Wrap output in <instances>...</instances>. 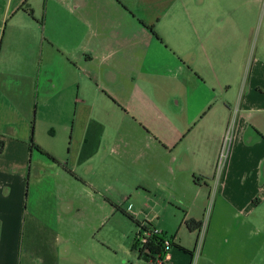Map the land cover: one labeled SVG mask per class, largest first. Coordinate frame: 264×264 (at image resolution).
<instances>
[{
  "label": "crops",
  "instance_id": "obj_1",
  "mask_svg": "<svg viewBox=\"0 0 264 264\" xmlns=\"http://www.w3.org/2000/svg\"><path fill=\"white\" fill-rule=\"evenodd\" d=\"M253 2L0 0V73L32 81L27 95L0 89V264H118L102 218L164 233L153 210L175 202L192 215L212 193V231L261 236L264 256V9ZM61 69L78 81L62 88ZM44 105L74 109L66 158L37 131Z\"/></svg>",
  "mask_w": 264,
  "mask_h": 264
},
{
  "label": "rangeland",
  "instance_id": "obj_2",
  "mask_svg": "<svg viewBox=\"0 0 264 264\" xmlns=\"http://www.w3.org/2000/svg\"><path fill=\"white\" fill-rule=\"evenodd\" d=\"M243 0H234L235 5H240V2ZM255 8L264 9V0H255L252 4ZM41 16H39V19ZM43 23V21L40 20ZM66 22V20H64ZM17 40L19 38L15 37ZM7 39H4V41ZM24 41V40H23ZM3 46V53L8 48L7 42L3 44V39L0 38V49ZM21 47L13 46L11 47V52H8L9 55L17 57V53ZM29 48H26L25 55L28 59L26 62L31 65V59L36 58L37 63L41 60L40 51L35 48H30L29 54H26V51ZM45 52L44 58L45 63H55L56 62V53L53 49H47ZM17 51V53H15ZM31 58V59H30ZM35 59V61H36ZM59 65L57 62L55 63ZM62 74L66 76V81L62 83V88H69L73 82L78 81L76 74L69 72L68 69H61ZM23 72H11L7 71L6 73H0V89L8 87L10 91L21 92L22 94L27 95V93L32 89V81L30 78H26L22 74ZM21 75V76H20ZM69 76V77H68ZM71 81V84H70ZM78 86H75L77 89ZM34 93V90L32 91ZM36 94V91H35ZM32 94L33 98H36V95ZM35 107V106H34ZM60 109V110H59ZM62 106H56V109L52 105L40 106L38 109H34L32 112V117L34 118V113L36 117L37 131L44 135V139L50 140L47 136L51 133L55 134L54 141L56 142V150L60 153L63 158H66L69 152L70 147V132H67L65 125H62L67 117H70L71 122L73 121L74 109L71 107V110L68 112L64 111ZM67 111V110H66ZM38 123V124H37ZM72 124V123H71ZM44 133V134H43ZM226 134V132H225ZM222 149V146H221ZM221 151V150H220ZM224 151L227 153L226 158H223L226 161L227 155H229L230 148L229 143L224 147ZM167 207H161L152 211L154 215L158 218L156 224L160 225L159 228L163 229L164 235L169 239L175 240L180 244V247L187 248L190 253H185L178 246L172 247L171 256L173 257V263L177 264H240L245 260V258L252 263L264 264V256L258 254L262 237L261 236H244L242 233L244 230H234L231 231H222L219 233H214L212 231V226L214 220L213 217H217L222 212L218 205H215L214 193H212L209 202H204L203 206L199 208H194L192 215H198L201 217L202 229L197 232L191 233L185 222L189 219L191 220L192 215L189 214V209L183 207L175 202L167 204ZM104 213L98 212V215L102 217ZM107 214L109 212L107 211ZM105 216V215H104ZM186 217H189L185 220ZM102 225L99 228L100 235L104 240V245L108 252L111 254L118 253V258L115 257L113 262L118 264H149L146 260L140 257L139 250L134 249L135 239L139 237L140 232H144V229L141 228L143 220L140 218V223L137 220H132L131 218L124 216L119 213H113L107 215L105 218H102ZM239 225V224H238ZM146 226L150 227L149 223H146ZM225 226L231 228H237L236 224L227 223ZM242 226V225H241ZM153 229V227H150ZM211 228V229H210ZM159 230V229H158ZM161 231V230H159ZM247 232V231H246ZM259 241H255V238H259ZM246 247H249L250 244L253 246L256 244V247L253 249L248 248V250L243 251ZM112 256V255H111ZM110 256V257H111ZM112 260V259H111ZM246 260V261H247Z\"/></svg>",
  "mask_w": 264,
  "mask_h": 264
},
{
  "label": "trees",
  "instance_id": "obj_3",
  "mask_svg": "<svg viewBox=\"0 0 264 264\" xmlns=\"http://www.w3.org/2000/svg\"><path fill=\"white\" fill-rule=\"evenodd\" d=\"M21 9L24 10V6L21 7ZM29 14L31 15V17H33L32 11H30ZM3 146H4V142L0 141V153L3 151ZM185 225L187 226L188 230L191 233L199 232L202 229V223H197L195 220H192V219L186 221ZM150 227L146 226V224L141 225V228L144 229V232H148V231L152 230V228H150ZM144 232L139 233L140 238L144 237ZM167 239L168 238L164 235V233L161 236H153V237L148 238L147 243H142L140 241L139 237H137L135 239L134 249L139 250V254H140L141 258L146 260L149 264H153L154 262H156V260L158 258L163 259L167 253L171 252L172 247L178 246L177 244H175V238H173L171 250L166 251L165 246H164V242ZM179 248L181 250H183L185 253L191 254V252L189 250H187L186 248L180 247V246H179Z\"/></svg>",
  "mask_w": 264,
  "mask_h": 264
},
{
  "label": "built area",
  "instance_id": "obj_4",
  "mask_svg": "<svg viewBox=\"0 0 264 264\" xmlns=\"http://www.w3.org/2000/svg\"><path fill=\"white\" fill-rule=\"evenodd\" d=\"M232 132H233V127L232 125L228 127L227 131H226V134L223 138V143H222V149L220 151V154H219V159H218V165H217V168H218V172L221 173V170L224 168V165L226 163V161L224 160V162L222 161L223 158H226V152L224 151V147L226 146L227 143H229V148L231 146V142H232ZM228 157V155H227ZM227 160V159H226ZM163 234V232L159 231L158 229H152L148 232H144V237H141L140 238V241L142 243H147L148 241V238L150 237H153V236H161ZM172 240H165L164 242V246H165V249L166 251H170L171 250V246H172ZM172 260V256H171V252L167 253L163 259L161 258H158L156 260V262H154L153 264H165V263H168Z\"/></svg>",
  "mask_w": 264,
  "mask_h": 264
}]
</instances>
